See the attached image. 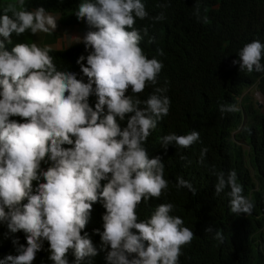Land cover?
I'll return each instance as SVG.
<instances>
[{
  "label": "clouds",
  "instance_id": "obj_1",
  "mask_svg": "<svg viewBox=\"0 0 264 264\" xmlns=\"http://www.w3.org/2000/svg\"><path fill=\"white\" fill-rule=\"evenodd\" d=\"M2 12L0 223L10 233L23 231L27 246L20 245L17 255L5 256L0 264H32L44 241L53 264H69V251L73 264L97 255L89 234L81 233L98 201L106 213L103 232H94L110 247L107 264H179L181 249L191 243L194 232L173 214L174 205L158 204L147 219L137 212L142 202L159 199L169 189L161 157L149 158L145 147L170 108L167 82L157 86L163 63L146 55L141 41L147 30L136 27L137 19L149 15L145 4L142 0H82L78 5V19L97 29L88 31L82 41L73 37V43L83 42L86 50L91 49L87 66L81 63L83 55L77 59L87 82L74 72L60 70L50 46L17 43L11 51L6 49L13 33L55 30L56 15L43 7L28 10L25 0L8 3ZM195 14L199 16L198 8ZM155 19L163 20V13ZM157 55L163 51L157 49ZM238 57L233 64L238 63L240 71L264 72L261 41L246 43ZM148 87L153 91L141 99ZM93 94L97 97L94 108L89 105ZM237 110L234 104L220 106L222 113ZM15 116L24 122L10 119ZM126 117L121 128L118 121ZM199 139L195 130L169 133L161 137V147L188 148ZM65 144L72 147H62ZM206 153L207 148H202L200 163ZM213 174L215 193L229 190L230 211L250 214L253 204L243 194L236 171L225 174L213 169ZM41 178L44 182L39 183ZM32 181L38 182L35 190ZM101 181L107 182L102 186ZM175 188L193 195L197 191L182 177L176 178ZM25 199L27 203L22 204ZM215 238L223 241L220 230ZM12 242L18 244L17 239Z\"/></svg>",
  "mask_w": 264,
  "mask_h": 264
},
{
  "label": "trees",
  "instance_id": "obj_2",
  "mask_svg": "<svg viewBox=\"0 0 264 264\" xmlns=\"http://www.w3.org/2000/svg\"><path fill=\"white\" fill-rule=\"evenodd\" d=\"M10 1L0 0V15L3 7L15 2ZM25 2L28 10L43 7L58 14L59 23L64 25L78 26L85 21L76 15L82 0ZM142 2L149 15L136 21L138 29L147 30L141 46L149 58L155 56L163 63L157 86H165L167 82L166 94L170 98L168 115L158 122L145 147L149 158L161 157L169 189L159 199L142 202L137 212L141 219H147L158 204L174 205L173 214L181 217L184 226L194 232L191 243L181 249L179 264H264V72L240 71L239 64H233V60H239L238 52L246 43L253 40L264 43V0ZM197 8L199 16L195 14ZM161 13L164 19L156 20ZM13 46L6 44V49L11 51ZM157 49H161L163 55H157ZM90 52L91 49L86 50L80 42L63 49H52L50 55L60 70L74 72L77 79L87 82L77 59L83 55L85 60L81 63L87 66L86 57ZM248 88L261 96L259 107L250 102L246 94ZM152 91V87L146 88L140 98L146 99ZM96 102L95 94L91 95L89 105L94 108ZM233 104L238 109L236 112L220 111L221 105ZM247 116L249 122L245 125ZM10 119L24 122L18 116ZM126 120L127 117L125 121H118L121 128L126 126ZM192 130L200 134L199 141L192 146L161 147L164 135H184ZM62 147L72 146L65 144ZM202 148H207V153L200 163ZM245 154L249 157L247 164ZM41 168L46 169L47 165L42 163ZM213 169L225 174L236 171L243 194L253 204L250 214L237 215L230 211L228 189L219 195L215 193ZM177 177L190 181L197 189L195 195L187 189L177 190ZM42 182L43 178L39 183ZM106 182L101 181V185ZM37 183L32 181L33 190ZM21 203H27V200ZM105 213L102 201L92 205L89 221L81 234H89L97 255L86 257L80 264H107L110 247L94 232H103ZM209 228L212 231H208ZM216 230L222 232L223 241L215 238ZM14 239L18 244H13ZM20 245L27 246L25 233H10L6 224L0 223V259L17 255ZM48 248V242L44 241L32 264H53ZM67 258L69 264H73L75 258L71 251Z\"/></svg>",
  "mask_w": 264,
  "mask_h": 264
},
{
  "label": "crops",
  "instance_id": "obj_3",
  "mask_svg": "<svg viewBox=\"0 0 264 264\" xmlns=\"http://www.w3.org/2000/svg\"><path fill=\"white\" fill-rule=\"evenodd\" d=\"M58 17V14H54ZM88 31H84L75 25H64L59 23L57 20V27L50 33L37 32L36 34L31 33L30 31V43L35 42L38 46H50L52 49H63L73 43V37L80 38L83 40V37Z\"/></svg>",
  "mask_w": 264,
  "mask_h": 264
},
{
  "label": "rangeland",
  "instance_id": "obj_4",
  "mask_svg": "<svg viewBox=\"0 0 264 264\" xmlns=\"http://www.w3.org/2000/svg\"><path fill=\"white\" fill-rule=\"evenodd\" d=\"M12 2V0L10 1ZM3 7V6H1ZM80 29L84 30V31H95L97 29L92 28L91 26H89L86 21H83L81 24L78 25ZM30 30L25 31L23 34L20 35H16L15 33L12 34L11 36V40H12V45H15L17 43H30ZM246 94L250 99V102H254L256 105L260 106V102H261V96L259 95V93L257 91H255L253 88H248L246 90ZM247 122H245V125L248 124L249 122V116L246 117ZM243 149L244 145H242ZM245 162L246 164L248 163V159L249 157L245 154L244 156Z\"/></svg>",
  "mask_w": 264,
  "mask_h": 264
},
{
  "label": "water",
  "instance_id": "obj_5",
  "mask_svg": "<svg viewBox=\"0 0 264 264\" xmlns=\"http://www.w3.org/2000/svg\"><path fill=\"white\" fill-rule=\"evenodd\" d=\"M258 107H259V105H258Z\"/></svg>",
  "mask_w": 264,
  "mask_h": 264
}]
</instances>
